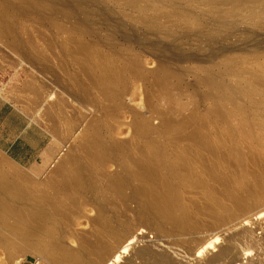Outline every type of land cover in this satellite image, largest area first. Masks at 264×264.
<instances>
[{
	"label": "rangeland",
	"instance_id": "374dc122",
	"mask_svg": "<svg viewBox=\"0 0 264 264\" xmlns=\"http://www.w3.org/2000/svg\"><path fill=\"white\" fill-rule=\"evenodd\" d=\"M0 4L6 7L9 25V30H0V159L7 173L19 171L43 183L58 179L53 170L59 158L71 155L69 169L85 162L83 135L97 127L103 128V140L121 147L120 155L93 169L95 190L84 195L86 204L79 200L70 206L57 237L73 249L80 247L83 236L100 238L90 202L103 204L109 198L105 212L116 231H133L134 249L163 251L172 264H264V215L256 219L259 211L264 213V142L257 140L260 130L255 125L251 139L244 137L238 113L228 111L230 97L218 91L228 86L241 102L238 88L244 73L253 80L264 65V32L252 3ZM78 40L104 56L123 81L105 85L91 76L83 67ZM251 117L254 122L259 118ZM142 119L149 130L139 128ZM196 132L215 144H198ZM162 144L174 155L187 151L205 177L203 186L181 187L179 211H186L191 226H159L150 213H141L136 177L123 194L105 191L127 155L134 159L131 170H137L151 147ZM245 172L249 178L242 189ZM17 230H1L5 240L0 242V264H38ZM213 236L221 242L196 257L198 246ZM131 255L118 264H129ZM80 256L90 264L96 260L93 247L82 249ZM134 262L149 264L150 259Z\"/></svg>",
	"mask_w": 264,
	"mask_h": 264
},
{
	"label": "bare ground",
	"instance_id": "6f19581e",
	"mask_svg": "<svg viewBox=\"0 0 264 264\" xmlns=\"http://www.w3.org/2000/svg\"><path fill=\"white\" fill-rule=\"evenodd\" d=\"M248 1L257 8L258 24L264 32V0ZM0 30H9L6 7L1 4ZM77 47L84 54L83 67L91 76H95L99 83L112 85L123 81L118 70L110 66L108 60L92 49L88 42L78 40ZM263 71L264 65H261L260 73L253 80L249 79L247 72L244 73L238 88L241 102L232 96V90L228 86H220L218 89L222 96L230 97L231 108L228 111L238 113L239 125L244 137L251 139L255 125L260 130L257 140L261 142H264ZM252 114L259 117L255 122L251 117ZM139 128L147 131L150 125L142 119ZM103 136L104 131L101 127H97L91 133L85 132L82 145L85 155L81 158L85 159V162L69 169L67 165L72 157L66 153L63 154L53 170L58 179H50L46 183L27 177L19 171L8 174L0 159V242L5 240L1 230L18 229V238L32 250L38 264H90L80 256V251L86 247H93L95 251L94 264H118L130 252L132 255L129 264H135V259L145 257L150 259L149 264L174 262L165 252L155 251L151 247L134 249L132 245L137 237L133 231L129 228L124 233L116 231L105 212L106 205L111 201L109 198L103 204L90 202L95 209L92 222L98 225L100 238L93 240L83 236L80 239V247L73 249L65 243V238L57 237L59 227L63 219L67 217L70 206L79 200L86 204L84 195L95 190L96 180L90 177L93 169L103 167L105 161H110L122 153L118 143L106 142ZM195 138L200 145L215 144V141L207 134L196 132ZM133 161L130 155L126 156L121 164V172L115 174L110 181L108 180L105 191L123 194L132 178L136 177L139 185L134 193L141 196L139 203L141 213H150L159 226L167 223L173 224L174 227L191 226L186 211H179L181 187L191 184L203 186L206 180L201 175L203 173L200 174L201 171L199 172L194 166L189 153L184 151L174 155L165 144L153 145L148 156L138 162L137 170L130 168ZM248 178L249 174L245 172L242 177V189L246 188L245 182ZM263 215V211H259L256 219H261ZM220 242L219 236L205 240L198 246L196 257H200L209 249H214ZM223 250V252L230 251L228 248Z\"/></svg>",
	"mask_w": 264,
	"mask_h": 264
}]
</instances>
